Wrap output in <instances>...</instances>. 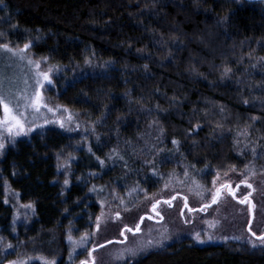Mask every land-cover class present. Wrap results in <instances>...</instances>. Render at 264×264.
Instances as JSON below:
<instances>
[{"label":"trees","instance_id":"trees-1","mask_svg":"<svg viewBox=\"0 0 264 264\" xmlns=\"http://www.w3.org/2000/svg\"><path fill=\"white\" fill-rule=\"evenodd\" d=\"M0 3V44L32 42L33 58L56 70L58 101L96 128L86 141L36 134L0 158V244L66 248L67 230L83 223L69 220L77 200L95 217L103 186L152 192L175 176L210 183L230 167L264 170V2ZM73 155L68 189L58 170ZM17 202L35 210L24 238L12 230ZM128 264H264V250L183 242Z\"/></svg>","mask_w":264,"mask_h":264},{"label":"rangeland","instance_id":"rangeland-1","mask_svg":"<svg viewBox=\"0 0 264 264\" xmlns=\"http://www.w3.org/2000/svg\"><path fill=\"white\" fill-rule=\"evenodd\" d=\"M2 6L0 3V8H3ZM26 44L29 45L28 49L21 51ZM26 44L12 48L18 53L15 56L0 50V94L12 101L11 106L15 111L24 113L27 133L9 136L6 131L0 129V138H2L0 142L4 144V148L0 150L1 159L19 141L30 140L34 135L49 130H56L84 141L96 133L93 122L80 112L73 111L58 101L59 93L52 91L55 87L56 70L48 66L46 59L35 60L31 53L33 43ZM21 56L24 58L21 59ZM45 72L49 74L51 83L44 81L39 75ZM37 92L46 104L39 113L34 112L31 107H25ZM48 108H52L53 111H48ZM0 118H3L2 107H0ZM86 150L89 149L86 148ZM78 162L79 157L73 155L58 170L59 176L60 174L65 176L64 182L69 185L68 189L76 182L75 167ZM250 169L256 174L252 175ZM262 173L264 170H257L256 167H230L217 172L210 183L175 176L152 192L136 188L120 194L117 190L103 186L97 191L100 194L99 200L105 201L107 206L101 208L95 217L88 210L91 201L84 198L77 200L78 210L70 213L69 220L71 222L83 220V223L81 226L67 230L66 248L58 247L53 250L50 245L40 248L23 239L18 243L10 244L12 247L9 248L8 244H4L6 242H2L0 264H13V262L42 264V258L48 261L54 260L55 264H81V261L90 259L87 253L93 248H96L93 253L95 264H128L140 260L151 252L162 251L183 242L201 247L234 244L260 249L259 246L252 248L249 244V241L253 240L259 245V241H255L249 232V227L257 235L264 234V175ZM100 176V172L93 173L95 178ZM246 178L253 185V189H248L241 183ZM213 181H216V187H219L221 183H230L236 190V199L225 192L216 204H211L212 193L216 190ZM237 184L240 185L239 189H236ZM79 185L82 189L86 188L85 182ZM249 191L252 193L249 199L255 206L251 209L248 204L237 202ZM173 196L175 199H172ZM185 198L187 207H185ZM165 200H169L171 206L163 203ZM157 201H160L157 209L161 214L160 217L152 212V205ZM206 203L211 206L205 208ZM34 211L33 205L17 202L12 228L15 236L24 238L32 233ZM117 213H119V219H117ZM149 216L152 219H147ZM98 217L100 218L99 229H97ZM141 217H144V221L140 224V233L135 236L127 233L128 239L125 241L120 232L125 225L134 227L140 222ZM197 236L204 242H198ZM82 239L83 244H81ZM149 240L152 241L151 245L147 243ZM158 242H162L159 247L156 246ZM140 246H144V251L139 252L136 257L129 255L128 250L139 251Z\"/></svg>","mask_w":264,"mask_h":264},{"label":"snow or ice","instance_id":"snow-or-ice-1","mask_svg":"<svg viewBox=\"0 0 264 264\" xmlns=\"http://www.w3.org/2000/svg\"><path fill=\"white\" fill-rule=\"evenodd\" d=\"M262 2H264V0H262ZM29 45H25L24 49L21 51H26L28 49ZM0 50H3L4 52H8V53H12L13 56L18 55V53L16 51H14L11 47L8 46V44H0ZM24 57L21 56V59H23ZM29 63H32V61H29ZM37 67H39V65H37ZM39 75L43 78L44 81H47L48 83H51V80L49 79V74L48 73H39ZM39 83V81H38ZM41 87H43V85H41ZM12 105V101L10 99H8V97L0 94V107H2L3 110V118H0V129H3L4 131H6L8 133L9 136H19L21 134H27L25 131V121H26V117L24 115V113L22 112H17L14 110V108L11 106ZM27 107H31L33 109L34 112L39 113L40 109L42 107H46V104L43 102V99L41 97V95L37 92L33 98H31L29 100L28 105L25 106ZM48 111H53L52 108H48ZM63 122H61V127H63ZM29 131L31 129H28ZM0 140H2V138H0ZM173 143H177L176 141H173ZM4 148V144L2 142H0V150H2ZM101 163H103V161H101ZM251 172L252 175H255V171L254 170H249ZM185 175H187V173H185ZM262 175H264V173H262ZM241 183H243L245 185V187H247L248 189H253V185L251 183L248 182V178L244 179L243 181H241ZM213 186L216 188V190L212 193V197H211V204H216L222 194H224L225 192L227 193V195L231 196L233 199H236V190L233 189L232 185L230 183H221L219 185V187H216V181H213ZM240 185L237 184L236 185V189H239ZM252 195L251 191H249V193L244 196L243 199L238 200L237 202L240 204H248L251 208H254L255 206L252 205L251 200L249 199V197ZM172 199H175V197L173 196ZM160 201H157L156 203H154L152 205V212L157 216L160 217V212L157 210L158 209V205H159ZM163 203L169 204V206H171V202L169 200H165L163 201ZM210 204H205L204 207L208 208L210 207ZM185 207H187V202H186V198H185ZM117 219L120 218L119 213L116 214ZM99 217L97 218V229H99ZM147 219H152L151 216L147 217ZM144 221V217L140 218V222L137 223L134 227H129L127 225L124 226L123 230L120 232V235L124 237L125 241H127L128 237H127V233H131L133 236H135L136 234L140 233L141 231V227L140 224H142ZM249 232L251 233V235L254 237L255 241H259V245H257V243H255L253 240L249 241V244H251L252 248H257L258 246L261 247L262 250H264V234H260L257 235L255 232L251 231V228L249 227ZM86 239V238H85ZM196 239L198 240V242L203 243L204 241L199 240V237L197 236ZM83 239L81 241V244H83ZM111 243V241H110ZM149 245L152 244V241L149 240L147 242ZM162 242H158L156 244L157 247L161 246ZM9 248H11V245H8ZM100 247H104V245H100ZM96 251V248H93L91 251H89L87 253L88 257L90 259L87 260H83L81 261V264H95V259L93 257V253ZM129 251V255L132 257H136L139 252L144 251V246H140L139 247V251L136 249H130ZM13 264H15V262H13ZM42 264H55V261H48L47 259H43L42 258Z\"/></svg>","mask_w":264,"mask_h":264},{"label":"water","instance_id":"water-1","mask_svg":"<svg viewBox=\"0 0 264 264\" xmlns=\"http://www.w3.org/2000/svg\"><path fill=\"white\" fill-rule=\"evenodd\" d=\"M245 2H248V3H259V2H262V0H243Z\"/></svg>","mask_w":264,"mask_h":264}]
</instances>
